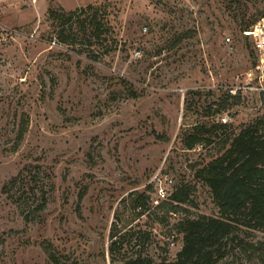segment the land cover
<instances>
[{
	"label": "rangeland",
	"instance_id": "rangeland-1",
	"mask_svg": "<svg viewBox=\"0 0 264 264\" xmlns=\"http://www.w3.org/2000/svg\"><path fill=\"white\" fill-rule=\"evenodd\" d=\"M89 6L100 43L81 29ZM51 9L78 13L63 23ZM262 18L264 0H0V264L175 260L180 221L219 216L195 166L264 114L245 34ZM196 124L217 127L189 149ZM158 176L189 185L179 212L153 206Z\"/></svg>",
	"mask_w": 264,
	"mask_h": 264
},
{
	"label": "trees",
	"instance_id": "trees-1",
	"mask_svg": "<svg viewBox=\"0 0 264 264\" xmlns=\"http://www.w3.org/2000/svg\"><path fill=\"white\" fill-rule=\"evenodd\" d=\"M87 11L92 14L81 19V29L87 35L90 32L91 38L100 43L107 30L98 19L99 10L96 6L81 10L82 13ZM77 13L50 10V16L54 20L62 19L63 23L71 21ZM256 21L250 25H254ZM59 34L61 41L67 42L69 36L65 34V28H62ZM182 39L183 36L176 38L172 46ZM238 95L229 94L227 98H239ZM262 97L264 98L263 95ZM224 108L225 105L221 104L217 111L220 112ZM223 126L226 125H218ZM215 127L217 126L207 128L205 124H196L194 132L184 139L186 147L192 149L202 145L203 141L211 142L202 135ZM25 132L24 128L20 131L17 146ZM220 146L222 150L219 156L201 167L195 166V177L211 189L219 216L199 215L196 218H183L179 223L183 234L181 250L175 260H163L158 264H236L239 255L250 262H264V237H254L256 233H264V114L243 126L237 134L226 135L220 140ZM188 187L189 185H185L178 188L172 194L170 202L164 201L155 208L167 206L169 212H179L180 204L188 201ZM243 233L251 234L252 237L247 238ZM116 244L114 241L113 247ZM44 247L49 259L58 263L59 258L54 248L51 245ZM114 264L157 263L149 256L138 255Z\"/></svg>",
	"mask_w": 264,
	"mask_h": 264
},
{
	"label": "built area",
	"instance_id": "built-area-1",
	"mask_svg": "<svg viewBox=\"0 0 264 264\" xmlns=\"http://www.w3.org/2000/svg\"><path fill=\"white\" fill-rule=\"evenodd\" d=\"M245 34L249 37H252L256 46H257V51H258V64L256 67L257 71V82L258 84L251 86V90H255L262 94L264 96V18H262L261 21L256 23L254 27L248 29L245 31ZM228 41H231V39H228ZM58 42L57 39L54 38L52 41V46H57ZM240 87H234L230 89L229 93L236 96L241 92ZM222 124H227L228 123V117L227 116H222ZM174 181L173 178L166 177V178H161L157 177L156 178V185H155V196L152 200L153 206L157 207L159 206L162 202L169 200L174 193L173 191V185ZM172 188V190H170Z\"/></svg>",
	"mask_w": 264,
	"mask_h": 264
}]
</instances>
